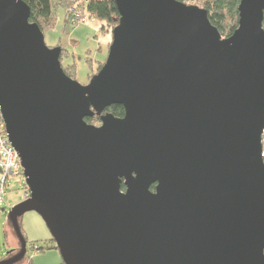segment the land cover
<instances>
[{
	"label": "water",
	"instance_id": "1",
	"mask_svg": "<svg viewBox=\"0 0 264 264\" xmlns=\"http://www.w3.org/2000/svg\"><path fill=\"white\" fill-rule=\"evenodd\" d=\"M114 1L82 84L28 3L0 0V106L29 192L0 264L25 258L28 211L64 264H264V0H239L229 36L197 4Z\"/></svg>",
	"mask_w": 264,
	"mask_h": 264
},
{
	"label": "rangeland",
	"instance_id": "2",
	"mask_svg": "<svg viewBox=\"0 0 264 264\" xmlns=\"http://www.w3.org/2000/svg\"><path fill=\"white\" fill-rule=\"evenodd\" d=\"M65 16V8L59 7L54 27L44 32L45 40L49 46L59 45L63 48V67H73L74 78L82 84H87L91 77L99 71L100 64L104 63L107 57L112 42V31L110 29L102 30V22L93 17L86 21L76 20L73 22V15L70 22L66 24ZM91 123L100 125L101 120ZM1 176L0 172V178ZM25 186L24 175H11L8 185L3 190V201L0 202V258L6 256L9 249L12 253L20 251V243L14 232L9 213L13 206L24 199L27 187ZM21 226L29 242L38 241L37 244L34 243V246L29 243L26 253V256L32 259L34 264L62 263L61 253L55 246V242L51 240V232L39 213L36 211L26 212L21 217ZM41 244L47 245V247L44 250H37ZM12 248L15 251H12ZM23 262L25 259L19 264H23Z\"/></svg>",
	"mask_w": 264,
	"mask_h": 264
},
{
	"label": "trees",
	"instance_id": "3",
	"mask_svg": "<svg viewBox=\"0 0 264 264\" xmlns=\"http://www.w3.org/2000/svg\"><path fill=\"white\" fill-rule=\"evenodd\" d=\"M24 1L28 3V5L31 8V20L37 22L44 32L47 29L54 27L56 22L57 9L62 6L66 10V16H65L66 24L70 22V19L77 11L80 12L81 15L89 13L93 18H96L102 22V26H101L102 30L105 29L107 31L110 29L112 31L113 28L118 24L120 18V14L114 0H24ZM181 1L190 4H197L207 9L212 23L219 29L222 35L229 36L238 27V22H239L238 6L240 2L239 0H181ZM102 65L103 63L100 64V68ZM64 70L69 76L74 78L73 67H68V68L64 67ZM107 111L112 112L116 116H123L125 113V109L123 105L120 104H114L108 107ZM99 119H100L99 115H94L92 117L86 118V120L89 123L97 121ZM151 188L155 189V184L152 185ZM51 240L54 241L53 238ZM29 243L32 246H34V243L37 244L38 241L29 242L27 239V249ZM46 247L47 245L41 244L38 246L37 250H44ZM12 251H15V249L12 248ZM14 254L15 253H12L9 249L6 253V256L0 258V260L10 257ZM24 259L25 262H23V264H34L32 262V259L28 258L27 256H25ZM61 264H64V262L62 261Z\"/></svg>",
	"mask_w": 264,
	"mask_h": 264
},
{
	"label": "built area",
	"instance_id": "4",
	"mask_svg": "<svg viewBox=\"0 0 264 264\" xmlns=\"http://www.w3.org/2000/svg\"><path fill=\"white\" fill-rule=\"evenodd\" d=\"M92 16L89 13L86 15H81L79 12H75L73 16L74 21H86ZM263 142H264V131H263ZM0 202L3 201L2 195L4 194V187L7 185L8 180L11 175L23 176V167L21 164L20 157L17 150L12 145L9 139V134L7 132L6 123L2 114L0 106ZM29 192L26 188L24 192V198L28 197Z\"/></svg>",
	"mask_w": 264,
	"mask_h": 264
}]
</instances>
